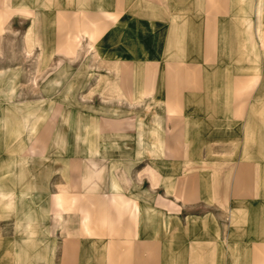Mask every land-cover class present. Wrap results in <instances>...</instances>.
Segmentation results:
<instances>
[{
    "label": "crops",
    "instance_id": "crops-1",
    "mask_svg": "<svg viewBox=\"0 0 264 264\" xmlns=\"http://www.w3.org/2000/svg\"><path fill=\"white\" fill-rule=\"evenodd\" d=\"M0 34V99L48 106L0 109V264H264V0H0Z\"/></svg>",
    "mask_w": 264,
    "mask_h": 264
},
{
    "label": "rangeland",
    "instance_id": "rangeland-1",
    "mask_svg": "<svg viewBox=\"0 0 264 264\" xmlns=\"http://www.w3.org/2000/svg\"><path fill=\"white\" fill-rule=\"evenodd\" d=\"M2 11L6 13V15H5L6 19H5V25H4V32H3V33H6V32H8V29H6L5 26L7 25V22L9 20L10 12H9V10H6V9H4ZM23 29H24V27L21 26V28H19L18 31L19 32H23L24 31ZM30 32L31 31H29V34H30ZM2 34H0V37H1ZM23 43H24V41L9 40L8 37H7V39H4V37H3V39H0V69H2L4 67H8V65L12 64V63H10V61H9L10 58L8 57L9 50L12 49V48H18V47L24 48ZM28 47L32 48V46H29V44H28ZM35 60H36V58H33V61L34 62H35ZM1 74H7V75H9L8 73H4V72H0V75ZM2 83H4V82H0V84H2ZM0 88L1 89H5L6 86L0 85ZM14 90H15V96L13 97V100H10L8 102V101H5L6 98L5 99H0V104H1L0 109L1 108L3 109V113L6 115V117H8L9 114H12V115H15V116H17L19 118H23V120H24V117H22V116L26 112V108H28V110H32L33 111L32 112L33 115L29 119V120H32V118L34 116L38 115V114H36V112L37 113L38 112H41L42 109H44V108H46L45 110H47V107L48 106H41L42 103H40L41 105H39V106L38 105H32V106H30L29 104H25V101L26 100H34V99H36V97H39L40 96L39 95V92L41 90H39V89H33V88L22 89V88H16V87L14 88ZM34 106H37L38 109H35ZM53 106H54V109L52 110L53 116L54 117L60 116V107L59 106L57 107L56 105H53ZM40 117H42V116H40ZM43 118L44 117H42V119ZM23 120L22 119L21 120L18 119V120H16L14 122V124L16 126H14V127L12 126V131H11L12 134H17L18 131H20V130L22 131L21 133H24V128L22 127L23 126L22 124L24 122ZM55 123H56L55 120H50L49 122H47V124L45 125V128L43 129V132L41 133V136L44 135V137H46L47 140H48L49 134L52 133V131L54 130ZM7 125H6V127H7ZM39 129H38L37 132H39ZM38 134L39 133H37V135ZM34 135L32 136V138L34 137ZM5 136H8V132H5ZM18 139H19V136H18L17 140ZM47 140H46V144H47ZM5 141H6V139H5ZM5 141L4 142L2 141V145H4ZM11 141H13V140L11 139ZM18 143H20V144H22V146H24V144H25L24 138H22L20 141H18ZM9 145H10L9 142L6 141L5 147H8ZM38 148H39L38 146L37 147H34V150L28 152V154H31L29 156H36V157L43 156L44 155L43 152L41 153V151H35L36 149L39 150ZM14 149H15V147H13L11 149V151H10L7 148L6 151L7 152L8 151L11 152V155H13ZM5 152L3 153L4 154V159L7 157V154ZM39 153H41V154H39ZM17 155L20 156V153H17ZM0 159H2V156L0 157ZM6 168H2L3 170L0 169V173H4V175H7L8 173H7V169Z\"/></svg>",
    "mask_w": 264,
    "mask_h": 264
}]
</instances>
